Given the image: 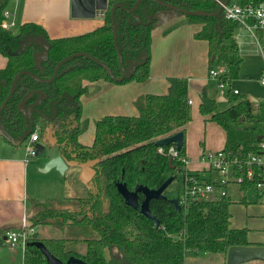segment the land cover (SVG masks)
I'll use <instances>...</instances> for the list:
<instances>
[{
	"label": "trees",
	"instance_id": "1",
	"mask_svg": "<svg viewBox=\"0 0 264 264\" xmlns=\"http://www.w3.org/2000/svg\"><path fill=\"white\" fill-rule=\"evenodd\" d=\"M136 0H107L103 22L91 31L52 38L46 30L34 22H25L15 33L3 25L4 10L10 0H0V54L6 64L0 68V105L9 93L13 77L16 79L10 98L0 112V126L12 142H24L34 130L39 140L52 124V134L58 153L67 161L86 163L93 170L87 182L86 195L51 199L49 202L28 200L27 223L35 228L49 225L66 233L63 237H40L34 232L24 247L23 264H45L42 252L32 244L41 240L49 252L62 262L71 255L86 264H182L187 253L223 252L230 246H247L245 228L230 226L228 196L213 200L189 199L181 201L183 178L186 169L181 157H185V126L190 121L188 81L184 77H169L165 94L139 95L134 105L137 115H105L95 122V135L91 145H83L78 135L86 128L81 120L80 96L88 86L84 81L104 79L114 83L143 81L149 75L151 32L157 15L170 10V5L187 11L184 17L189 23H201L196 38L208 41L209 69L214 60L225 64L227 72L222 76L231 81L238 77L241 63L235 30L240 24L223 15H203L193 10L210 13L217 10L222 0H141L128 11ZM259 2L262 0H229L231 2ZM113 10L114 29L110 12ZM172 29L167 28L165 32ZM115 34L116 44L113 38ZM46 50V57L39 66L33 53ZM61 63L53 79L56 64ZM120 54V61L118 59ZM214 57V59H212ZM135 67L131 71L130 64ZM125 76L122 80L121 65ZM36 76V78L32 77ZM33 91L18 109L24 95ZM40 99L38 101V95ZM199 112L209 115L226 134L221 149L229 159L237 158L241 166H234V175L242 176L239 184L244 193H252L261 201L264 189L256 183L260 176H245V160L250 153H259L263 130L257 127L252 103L233 95L232 105L218 110L217 102L208 97L206 88L200 92ZM245 122L249 123L248 125ZM181 131L183 140L177 157L158 152L156 141ZM262 138H259V137ZM19 143V144H20ZM169 145L161 146L164 151ZM188 173L198 182L216 184L201 178L197 172ZM170 175L179 180V187L165 189V197L151 198L149 211L154 221L127 205L117 191L115 183L124 182L129 190L137 184L154 189ZM176 197L178 210L170 201ZM143 199L138 193L139 202ZM8 231L0 227V242ZM107 250L108 257L104 253Z\"/></svg>",
	"mask_w": 264,
	"mask_h": 264
},
{
	"label": "crops",
	"instance_id": "2",
	"mask_svg": "<svg viewBox=\"0 0 264 264\" xmlns=\"http://www.w3.org/2000/svg\"><path fill=\"white\" fill-rule=\"evenodd\" d=\"M9 20L12 27L22 23L34 22L41 25L49 37H63L82 34L93 30L103 22V14L93 16H72L71 0H10L7 5ZM169 31L165 32L167 28ZM202 27L201 23H189L184 14L176 10H167L158 14L157 22L151 32L149 75L143 81H127L114 83L104 79L84 81L88 86L85 93L80 96L81 116L86 121V128L78 135V141L83 145H91L95 135V122L105 115H137L138 109L134 105L135 99L143 94H165L168 90L169 77H184L188 81V98L191 99L190 121L185 126V155L186 169L197 172L201 178L210 179L217 183L221 178L219 171L209 167L208 153L216 152L224 147L226 134L222 127L220 131L211 123H205L209 115L199 112L201 101L200 92L206 88L208 97L217 102L229 101L233 95L240 99H249L252 111H262L264 118V93L258 77L263 69V59L248 31L238 27L234 34L241 56L238 77L227 85L229 90L218 86V80L209 77L208 41L195 37V33ZM11 28V27H10ZM17 33L18 30H13ZM6 64V58L0 54V68ZM222 62L214 60L213 67L224 66ZM249 77L254 82L243 81L242 87L247 95H243L238 87H229L238 78ZM216 82V88L211 86ZM251 82V83H250ZM232 89H237L234 94ZM220 91V92H219ZM264 92V91H263ZM219 93V94H218ZM247 96V97H246ZM257 103V107L253 106ZM228 105L227 107H229ZM226 107V108H227ZM224 108V109H226ZM223 110V109H222ZM255 117V116H254ZM204 120L205 127L202 128ZM210 121V119H208ZM50 142L54 141L52 130H48ZM23 143V142H22ZM22 143H0V227L8 230L16 229L21 224L23 216L27 218L29 212L28 200L49 202L51 199L76 197L86 195L88 180L93 170L86 163H70L63 173L51 168L44 174V181H33L28 176L30 162L19 149ZM58 154L54 152L53 154ZM42 161L31 162L32 174L39 173ZM87 165V166H85ZM42 172V171H41ZM230 200L239 199L238 205L244 210L243 221L233 222L231 203L228 206L230 213V226L232 228H245L247 241L250 245L264 246V203L261 201H242L244 194L237 183L230 182L226 186ZM40 228L35 227L34 232L39 235ZM9 246L3 237L0 242V251L6 252L4 247ZM7 255L11 264L18 258L23 259L24 248L15 246L7 248ZM108 257L107 250L104 253ZM23 262H21L22 264ZM182 264H226V254L223 252L187 253ZM240 264H264L263 260L252 259Z\"/></svg>",
	"mask_w": 264,
	"mask_h": 264
},
{
	"label": "built area",
	"instance_id": "3",
	"mask_svg": "<svg viewBox=\"0 0 264 264\" xmlns=\"http://www.w3.org/2000/svg\"><path fill=\"white\" fill-rule=\"evenodd\" d=\"M223 15L227 19L237 21L241 27L245 28L253 39L256 48L263 59V69L258 77L259 83L264 86V0L259 2L247 1V2H231L225 4L223 7ZM3 25L6 27H12L13 22L9 20V11L4 10ZM227 72L226 66H214L208 70V75L211 78L218 80V86L224 89L230 82L223 79V75ZM234 94L238 93L237 89H232ZM188 104L192 101L190 98L187 100ZM254 107H257V103H253ZM264 126V118L262 120ZM264 132V130H263ZM263 140L259 143V153H250L245 160V176L247 179H251L255 173L262 180L256 183L258 189H264V134ZM261 137V138H262ZM39 140L38 132L34 130L28 138L25 140V154L27 156L35 155V144ZM158 152L170 155L171 157H177L176 146L174 143L169 144L166 151L160 146ZM208 166L219 171L221 178L216 184L198 182L194 176L187 172L184 173L183 178V190L181 193V201L185 203L189 199H209L212 195L213 199L220 198L227 194L226 186L230 182L240 184L243 180L242 176L234 175V166H241V162L237 158L229 159L222 151H216L208 153ZM181 160L187 164L186 156L181 157ZM28 159L25 158V162ZM261 202L264 203V197L261 198ZM34 233V228L30 227L27 223L25 216L21 219V224L16 229L8 230L5 233L6 241L10 247L21 246L25 247L28 238Z\"/></svg>",
	"mask_w": 264,
	"mask_h": 264
},
{
	"label": "water",
	"instance_id": "4",
	"mask_svg": "<svg viewBox=\"0 0 264 264\" xmlns=\"http://www.w3.org/2000/svg\"><path fill=\"white\" fill-rule=\"evenodd\" d=\"M141 0H136L132 7L130 9H126L128 11L133 10L136 5L139 3ZM229 0H222L219 4V7L217 8L216 11L214 12H204L202 10H193L191 12H197L199 14L203 15H216L218 14L222 7L228 3ZM120 6V4H114L111 9V15H112V28L114 29V21H113V10L116 6ZM107 6V0H71V14L72 16H93L96 13H101L106 9ZM171 10H176L182 14L186 13L187 11H184L182 9H178L177 7H174L170 5ZM165 12V11H162ZM160 12V13H162ZM159 14V13H158ZM158 18V15H157ZM113 38L114 42L116 44L115 40V34L113 31ZM46 50L47 48L45 47L43 51L41 52H35L33 53V59L36 63L37 66H39L40 61L46 57ZM80 53H74L61 61H59L53 71L52 76L47 80L50 81L53 79L54 75L56 74V71L59 67V65L68 59H70L73 56H76ZM118 59L120 61V54L118 53ZM214 59V57H212ZM121 65V63H120ZM135 63L132 62L130 64V69L131 71L134 69ZM121 77L118 78V80H122L125 76V73L123 72L122 65H121ZM27 73L26 71H19L12 79L11 84H10V89L7 97L5 100L2 102L0 105V112L6 105L8 99L11 96L12 93V88L13 85L18 78L19 75ZM36 78V76H32ZM33 91L27 92L24 97L21 99V101L18 103V109H22V103L25 99L31 96ZM40 97V93L38 95V101ZM48 130H53L52 129V124L48 127L46 130L44 137L40 140H38L35 144V155L41 154L44 149H45V144H52V142H46L43 141L44 138H47V133ZM53 135V134H52ZM261 138V136L259 137ZM182 140H183V133L181 131L175 132L171 135L163 136L159 138L156 141V144L158 146H163V145H169L171 143H174L176 146V150H179L181 145H182ZM48 141V140H47ZM0 142H12L10 138L6 136L4 133L2 127L0 126ZM21 141L16 142L17 144L20 143ZM45 142V143H44ZM57 151V149H56ZM58 152V151H57ZM72 162H67L59 153L53 154L51 153L50 155H47L43 159L42 166L39 168L42 172H46L50 170L51 168H55L58 172L63 173L68 164ZM174 176L170 175L160 186L157 188L151 189L148 188L147 186H144L142 184H137L133 190H129L124 182L117 181L115 183V186L117 188V191L121 194V196L124 198V201L127 205L134 209H139L140 213L143 214L144 216L150 218L151 220L154 221L155 226L158 225V220L152 215L149 211V201L151 198H161L165 197L163 192L165 189L173 182ZM138 193H142L143 199L139 202L138 200ZM209 200H213V196H209ZM170 201L174 204V206L179 210L180 205L178 203V199L176 197H173L170 199ZM4 239H6V236H4ZM33 245H35L44 255L45 257V264H86L81 258L76 257L74 255H71L67 258L66 262H62L60 259L56 258L54 255H52L49 250L45 247L43 242L41 240H35L32 242ZM252 259H260L264 261V246H255V245H247V246H230L227 251H226V264H240L242 262L252 260Z\"/></svg>",
	"mask_w": 264,
	"mask_h": 264
},
{
	"label": "rangeland",
	"instance_id": "5",
	"mask_svg": "<svg viewBox=\"0 0 264 264\" xmlns=\"http://www.w3.org/2000/svg\"><path fill=\"white\" fill-rule=\"evenodd\" d=\"M11 29L14 30V31L15 30H18L19 29L18 28V24L15 27L14 26L11 27ZM243 81H251V82H254V79H251V78H249L247 76L246 77L243 76V78H238L237 80L233 81L229 87H231V88L238 87V90H240L243 95H247L246 92L244 91L243 87H242V82ZM210 85L213 86V87H215V88L217 87V86H215L216 85V82H211ZM228 90H229V88H228V86H226V88L224 89L225 94L228 93ZM261 91H262V93H264L263 92L264 91V88ZM230 104L231 103H228L227 101L219 102V104H218V110H222V109L226 108ZM254 116H255L256 121L258 122L257 127L259 129L264 130V126L262 124V117H263L262 116V111L261 110H254ZM201 123H202V128H204L205 127L204 120ZM205 123H211V125L215 126L217 128V130H219V131L221 130L218 125H216V124H214L212 122V120L209 121L207 119L205 121ZM245 124L248 125L249 123L245 122ZM49 140H50V135H47V138L46 139L44 138L43 141L50 142ZM0 143H3V142H0ZM18 150H20L21 153L23 154V157L24 158H27L28 159V162H30L28 164L29 165V167H28V176L30 177V179H33V181L34 180L37 181V179H38L39 182L44 181L45 178H46V177H44L45 176L44 174H46V172L38 171L39 173H37V174H34L33 173L32 174V171H31L32 170L31 162H33V161H42L47 155H50L51 153L57 152L56 151V147L54 145H52V144H45V149H44V151L41 154L34 155V156H27L26 157V154H25V141H24L19 146V149ZM87 165L89 166V164H87ZM87 165H85V166H87ZM178 182H179V180L178 181L175 180L174 182H172L170 184V187L167 190H171V189L174 190L175 187H179V183ZM84 196H85V194H84ZM253 197L254 196H253L252 193H249V192L246 193V199H248L249 201H255L253 199ZM231 201H232V203H231L230 209H231V214L233 216V222H237L238 220L243 221L245 215H244V210L242 208H240V206L238 205L239 203H237V202H239V199L235 197ZM44 202H47V200H45ZM239 222H237V223H239ZM38 228H40L39 229L40 230L39 231V236L40 237H63V236L66 235V233H63L62 231L57 230L56 228L51 227L49 225L38 226ZM9 247L10 246H7V247H4L3 248L4 250H6V252H3V251L1 252L0 251V264H11L10 258L7 255V250H8L7 248H9ZM21 262H23V259L20 260V258H18L12 264H21Z\"/></svg>",
	"mask_w": 264,
	"mask_h": 264
},
{
	"label": "flooded vegetation",
	"instance_id": "6",
	"mask_svg": "<svg viewBox=\"0 0 264 264\" xmlns=\"http://www.w3.org/2000/svg\"><path fill=\"white\" fill-rule=\"evenodd\" d=\"M122 69H123V72H124V68L122 67ZM57 72V71H56Z\"/></svg>",
	"mask_w": 264,
	"mask_h": 264
}]
</instances>
